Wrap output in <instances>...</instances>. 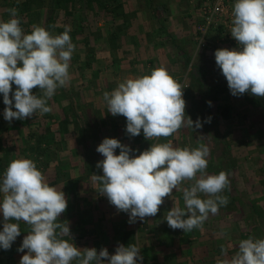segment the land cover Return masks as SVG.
<instances>
[{
  "label": "clouds",
  "instance_id": "1",
  "mask_svg": "<svg viewBox=\"0 0 264 264\" xmlns=\"http://www.w3.org/2000/svg\"><path fill=\"white\" fill-rule=\"evenodd\" d=\"M8 11L10 19L0 20V94L5 105L4 119L11 122L51 112L48 101L58 88L70 83V61L76 46L70 29L53 35L33 24L30 34H26L18 9ZM231 24V36L240 48L215 50V63L226 78L231 95L250 93L264 98V0H235ZM37 87L38 95L32 91ZM183 89L167 69L159 67L148 75L118 83L114 90L103 93V100L107 113L126 118L125 131L130 137L143 132L146 140H159L182 127H202L199 118L194 122L186 116ZM207 103L211 106V101ZM210 121L211 117L205 122ZM116 149L120 150L118 155ZM96 151L104 157L96 164L103 174H92L91 180L118 212L129 215V224L155 217L164 198L172 197L174 189L182 191L184 207L174 204L165 220L170 228L185 233L202 228L210 214H218L220 207L229 203L228 197L222 195L225 189L230 190L229 173L208 174L210 150L204 143L196 148H180L168 140L131 155L135 150L130 146L116 138H104ZM185 181L192 183L181 188ZM0 194V249H11L21 235L20 221L29 226L17 249L27 250L19 264L143 262L136 244H119L114 254L106 247L99 251L95 247H77L69 223L60 220L68 207L65 193L50 186L30 158L20 157L9 163L0 183ZM221 252L227 257L223 246ZM216 264H264V239H242L233 256L218 259Z\"/></svg>",
  "mask_w": 264,
  "mask_h": 264
},
{
  "label": "crops",
  "instance_id": "2",
  "mask_svg": "<svg viewBox=\"0 0 264 264\" xmlns=\"http://www.w3.org/2000/svg\"><path fill=\"white\" fill-rule=\"evenodd\" d=\"M202 1L203 0H188L189 3H192L191 11L182 13V19L184 18V21L187 23L186 32L182 35V38L188 34V38L191 40L194 39L195 43H197V24L202 20ZM234 3L235 0L232 1V9ZM14 7L17 8L16 6ZM164 17L165 16L162 15V19H158L157 17L156 19L159 23H162V20L165 19ZM192 18L194 19L195 25L191 24V28H189L190 19L192 20ZM23 20L22 24L24 23ZM99 24L104 27L98 26L96 37L94 38L92 35L88 34L89 31L82 30L81 28V31L84 32L85 35L88 34L87 37L91 39V44L95 47V51H85L82 55H87L89 58L96 57V64H92L91 67H88L89 69H94L96 74L98 73V76H96V86L94 80L90 81V79H85L70 81L66 87L78 86V88H89L98 87L100 85L105 87V81H102L101 76L103 79L111 77V80H114L113 83L118 85V83L121 82H116L117 77H119L118 73L122 71L127 74L131 73V71L133 73L136 71V68L141 66L143 61H146V63L149 61L145 57L146 51L156 49L154 44L148 40L147 34L150 33V21L148 19L139 17L124 19L112 16L111 18L109 17L110 25L106 26L102 24V22ZM30 28L31 26L29 29ZM88 28L89 27H85L84 29ZM184 28L185 27H183V29ZM224 28L225 26L222 23L210 32L209 39L212 43L214 42L212 49L198 52L202 54L204 51L211 52L220 48H237L230 41L223 40ZM23 29L25 30V27ZM192 33L194 35H192ZM110 37L114 40L113 47H111L109 43ZM82 47L86 48L85 45H82ZM190 50L197 51V46L193 47L192 45ZM74 53H76V51H74L73 54ZM194 67H196L200 75L199 77L196 76L194 68L193 74L197 79L199 78L201 82L207 65H203V61H200V64L198 63ZM198 67H201V69ZM213 67L217 78L209 77V80L206 79V81L203 79L205 81V83L202 82L204 87H206V83H210L208 85L209 88L223 87L224 92L227 91L229 89L228 84L221 81V79L219 80L221 70L217 65ZM70 71L71 69H69V72ZM57 97L54 96L51 98L48 104L52 105L55 103ZM70 102V98H65L62 105H69ZM80 104V109L77 107L76 110L82 115L81 120L76 122L77 125L73 124L71 122L73 116H71L72 114L69 112L68 115L70 114V116L68 119L71 121H67L68 123L66 122V132L62 137V133L58 132L59 127L57 129L56 125H53L49 119H47V121H41L42 123L37 125L34 122L32 123L33 117L24 120L13 119L11 122L6 121L3 116L5 108L3 95L0 94V145L2 146L0 150V167L4 166L2 162L8 163V167L13 159L20 157L30 158L34 162L38 160L36 165L46 177L49 185L55 188L60 187L66 195L69 207H67L66 211L61 215L60 220L69 221L73 242L77 247H95L97 251L106 247L110 254H114L115 251H112L111 248L115 250L119 244H124L125 246L136 244L141 249L140 254L143 258L145 259L147 257V261L143 259L142 264H216L218 259L230 258L238 251L239 242L242 239L249 238L248 220L244 219L245 216L241 203L236 205L233 209H227L224 208V206L220 207L218 214L209 215L202 228H196L191 232L185 233L182 229L174 230L168 226L165 220L167 211L163 212L161 206L155 217H148L145 221L137 220L135 224H129V215L124 212H118L115 206L109 203L106 196L100 195L98 192L99 186H97L96 189L91 188L89 193L79 198V187L84 180H86L83 174H80L87 170H85V167H87L85 159H88L93 153H96L97 146L104 138H116L120 140L121 143L130 146L133 150H136L135 148L137 146V136L130 137L126 134V118L120 115L114 117L110 113H107V105L103 100V95L84 97L82 101H80ZM51 109V112L46 115L53 114L55 116L53 117L55 121L56 118H58L59 121H61L62 118H66V112L68 111L66 107L65 109L64 107L59 108L60 113L54 111V108ZM13 110L15 109L13 108ZM206 110L207 109H205L204 112H206ZM77 111L73 112L76 116L78 114ZM204 112L202 111L201 118ZM59 114L61 116L57 117ZM61 122L63 123L64 121ZM49 123L52 124V127ZM77 127L81 129V135L84 137L81 139L80 143L74 140V136L77 134L75 128ZM46 132H48V134H45ZM43 135L49 137L44 143L39 142V139L42 138ZM57 135H59L60 138H57ZM52 137H54L53 140ZM63 138L64 140H61ZM55 139L64 141L63 144H61L62 147L54 146ZM117 150L118 152L120 151L119 149ZM56 156L57 158H55ZM78 156L82 158L80 159ZM210 159L211 158H208V167L213 171L215 165L211 163ZM221 160L222 155L217 161L219 162ZM58 166H61L62 170L64 167L69 170L67 173L68 178L65 179L63 175H61L59 179L55 178L57 172L56 167ZM5 170L6 168H0V183H2ZM214 173L217 175L219 174L217 171H214ZM62 174L65 175L63 172ZM69 178L74 180L73 183L68 186L66 182ZM88 178L91 180V177L88 176ZM239 182L240 185H243L242 180ZM186 183L187 181L183 182L182 185ZM230 184V190L225 189L222 195H226L228 200L231 198L241 199V196L236 194V191H232V181H230ZM201 198L204 197L201 196ZM0 200H2V194H0ZM78 200L82 203L81 205L79 204V207H82L80 210L78 208V210L74 211L73 206L76 204L74 202ZM180 201L181 198L177 195L173 197L172 200L171 197H165L162 205L171 204V207H173L175 204L183 208L184 201L183 199L182 202ZM76 212H79L82 216H86V219L87 217L89 218L86 225H80L81 220L79 217L75 224H71L72 220L77 216L74 214ZM65 216H67V218H65ZM19 225L21 235L17 237L11 249H0V264H19L21 257L27 251H17L24 236L27 235V231H29V226L23 221H20ZM2 229L3 216L2 213H0V231H2ZM89 230L93 233L92 241L90 242L87 236ZM65 239L70 238L65 237ZM95 241L96 245L94 246L95 243L92 244L91 242ZM221 246L227 250V257L222 254ZM145 247L154 248L144 252L143 248ZM73 264H75V262H73Z\"/></svg>",
  "mask_w": 264,
  "mask_h": 264
},
{
  "label": "rangeland",
  "instance_id": "3",
  "mask_svg": "<svg viewBox=\"0 0 264 264\" xmlns=\"http://www.w3.org/2000/svg\"><path fill=\"white\" fill-rule=\"evenodd\" d=\"M12 1L13 0H0V20L7 21L10 19L8 9H10ZM28 1H23L25 2L23 10L16 8L18 9V15L24 17L23 24L25 30L27 29V34H30L31 32V28L28 29V27L33 24L44 27L53 35L63 33L66 28L70 29L69 34L72 43L76 46L74 50L76 53L72 55L70 61V81L90 79V81L94 80V84L96 83V76H98V73L96 74L94 69L88 68L91 67L92 64H96V57L90 56L91 58H89L87 55H82V53L85 51H95V47L91 44L92 41L87 35H92L93 38L96 37L98 26L104 27L100 26L99 23L102 22V24H105L106 26L110 25L109 17L111 18L112 16L124 19L139 17L150 21V33L147 34V36L148 40L154 44L156 49L146 51L147 53H145V57L149 61L147 63L146 61H143L141 66L136 68V71L133 73L132 71L129 74L124 73L123 71L118 73L119 77H117L116 82H123L127 78L148 75L153 69L163 67L167 69V71L184 87L183 98L186 101V116H189L195 122L197 118H201L202 111L204 112L205 109L207 110L203 113V116L200 119L202 127L199 129H195V127L194 129L182 127L168 138L161 137L159 140L153 139L150 141L146 140L143 136V132H141L136 139V150L131 153V155H139L140 152L148 149L151 144L164 143L168 140H171L174 146L180 148H183V146L196 148L199 143H204L210 149V155L208 158H211V163L215 165L213 171H211V168L207 167L206 171L208 174H216L214 171H217V173L220 171H226L229 173V180L232 181V191H236V194L241 196V199H229V203L227 206H224V208L233 209L236 205L241 203L243 214L245 216L244 219L248 220L249 237L264 239V98L255 97L250 93L234 97L231 95L229 89L225 91L228 93H225L223 87L210 88L211 90L209 91L205 88H209L208 85L210 83H206V87H203L200 79L194 77V66L198 63L200 64V61H203V65H207V68L203 73V79L206 81V79L209 80V77L217 78L213 67L216 66L215 51H204L202 54L197 51H191L190 49L192 45L195 47L197 46V43H195L194 39H189L188 34L182 38V35L186 32L187 24L184 21V18L182 19V13L191 11L192 3H189L188 0ZM202 2L201 12L203 7L209 3V0H203ZM162 15L165 16V19L162 20V23H159L156 17L162 19ZM191 24L195 25L193 18L192 20L190 19L189 28H191ZM85 27L89 28L84 29ZM183 27L185 28L183 29ZM81 28L82 30L89 31V33L85 35V33L81 31ZM192 35L194 34L192 33ZM109 41L111 47H113L114 40L110 37ZM82 45H85L86 48H83ZM101 79L102 81H105L106 88L103 85H100L98 86L100 88H78V86H72L57 89L56 94L54 95L56 97L58 96L55 103L52 105L48 104V106L54 108V111H58L57 113H60L59 108L64 107L65 109L66 107V109H68L65 116L66 118L61 117V121H64L63 123L59 121L58 118H56L55 121L53 118L55 116L53 114H44L43 116L37 114L36 116H33L32 123L34 122L37 125L42 123L41 121H47V119H49L53 125H56L57 129L59 127L58 132H61L62 134H59L63 137V134L66 132L65 124L67 121H71L68 119L70 116V114L68 115L69 112L72 114L71 116H73L71 121L73 124L77 125L76 122L81 120L82 115L79 114L80 112L77 111L76 108L78 107L80 109V101H82L84 97L102 96L105 91L111 92L117 87V84L113 83L114 80H111V77L103 79L101 76ZM220 79L227 83V80L222 73L219 74V80ZM12 89L13 92L16 89L14 84ZM32 91L33 94H39L38 87ZM10 95L12 94L10 93ZM65 98L71 99L69 105H62ZM251 100L257 102L254 103ZM208 101H211V106L207 103ZM224 108L227 109V118H225V115L222 112V109L224 110ZM74 111H77V116L73 113ZM60 116V114L57 115V117ZM209 117H211V121L205 122L207 120L206 118ZM51 123L49 124L52 127ZM75 129L77 134L74 136V140L80 143L81 139L84 137L81 135V129L79 127ZM45 134H48V132ZM48 138V136L45 137V135H43L42 138L39 139V142L44 143ZM53 138L54 137H52V140ZM57 138H60V136L57 135ZM61 140H64V138ZM61 140L54 141V146L62 147L61 144H63L64 141ZM1 149L2 146L0 145V150ZM115 154H119L117 149ZM221 155L222 162H218L217 159L220 158ZM78 157L80 159L82 158L81 156ZM55 158H57V156ZM89 158L85 159L87 165L85 170H87L84 173H80L83 174V177H85L86 180H84L79 187V198L80 196L89 193L91 188L96 189L98 186L89 180L88 176L91 177L92 174H103L102 169H98L96 164L98 161L103 160L104 157L96 151V153H93ZM37 162L38 160L35 161V163ZM2 164L4 166L0 168H7L8 163L2 162ZM56 168L57 172L55 178L59 179L61 175H63L65 179L68 178L67 173L69 170L66 167H64L63 170L61 169V166ZM62 172L65 173V175L62 174ZM73 180L74 179L69 178L66 185L69 186L73 183ZM241 180L243 181V185H240L239 181ZM191 183V181H187L186 184L181 185L180 187H189ZM56 189L58 191L61 190L60 187H57ZM176 195L181 198L180 202H182V191H176L174 189L171 200ZM74 203H76L73 206L74 211L78 210V208L80 210L82 207H79V204H82L80 203V200ZM171 208V204L161 205L163 212L169 211ZM74 214L77 215H75L77 219L74 217L75 219L71 222L72 225L75 224L78 217L81 220L80 225H86L89 220L88 217L86 219V216L80 215L79 212ZM65 218H67V216H65ZM87 236L89 242L92 241L93 233L90 230L87 232ZM91 243H95L94 246L96 245V241ZM153 248L154 247H145L143 248V251H149ZM111 250L115 251L113 248H111ZM144 261H147V257Z\"/></svg>",
  "mask_w": 264,
  "mask_h": 264
},
{
  "label": "built area",
  "instance_id": "4",
  "mask_svg": "<svg viewBox=\"0 0 264 264\" xmlns=\"http://www.w3.org/2000/svg\"><path fill=\"white\" fill-rule=\"evenodd\" d=\"M232 1L233 0H209V3L203 7L202 20L197 24V52L213 48L214 42L212 43L210 41L209 34L222 23L225 26L223 40L230 41L238 49L240 48L230 32L233 11Z\"/></svg>",
  "mask_w": 264,
  "mask_h": 264
},
{
  "label": "trees",
  "instance_id": "5",
  "mask_svg": "<svg viewBox=\"0 0 264 264\" xmlns=\"http://www.w3.org/2000/svg\"><path fill=\"white\" fill-rule=\"evenodd\" d=\"M9 1H10V0H9ZM23 1H24V0H13V1L11 2V6H10V8H13L14 6H16L18 9L23 10V6H24V3H25V2H23ZM27 1H28V0H26V2H27ZM28 2H30V1H28ZM19 17L21 18V27L24 28V27H23V24H22V20L24 19V17H23L22 15H20ZM28 29H29V27H28ZM24 31H25V33L27 34V29L24 30ZM198 68L201 69V67H198ZM194 77H195V75H194ZM195 78H196V77H195ZM196 79H197V78H196ZM201 84L203 85L202 81H201ZM203 87H204V85H203ZM205 89H208L209 91L211 90L210 88H205ZM251 101L254 102V103L257 102V101H255V100H251ZM226 110H227V109H225V108H224V110L222 109V112L224 113L225 117L228 116ZM50 184H52V183H50Z\"/></svg>",
  "mask_w": 264,
  "mask_h": 264
},
{
  "label": "water",
  "instance_id": "6",
  "mask_svg": "<svg viewBox=\"0 0 264 264\" xmlns=\"http://www.w3.org/2000/svg\"><path fill=\"white\" fill-rule=\"evenodd\" d=\"M194 72H195L196 76L199 77L200 74L197 72L196 67H194ZM201 81H202L203 83H205V81H204L203 79H201Z\"/></svg>",
  "mask_w": 264,
  "mask_h": 264
}]
</instances>
